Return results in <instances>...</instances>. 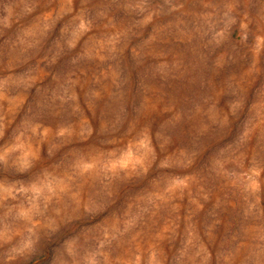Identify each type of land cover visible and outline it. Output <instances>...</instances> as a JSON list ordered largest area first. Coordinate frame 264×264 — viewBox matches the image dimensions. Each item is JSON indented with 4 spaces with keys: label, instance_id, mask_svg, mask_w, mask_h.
I'll return each instance as SVG.
<instances>
[{
    "label": "rangeland",
    "instance_id": "rangeland-1",
    "mask_svg": "<svg viewBox=\"0 0 264 264\" xmlns=\"http://www.w3.org/2000/svg\"><path fill=\"white\" fill-rule=\"evenodd\" d=\"M0 264H264V0H0Z\"/></svg>",
    "mask_w": 264,
    "mask_h": 264
}]
</instances>
